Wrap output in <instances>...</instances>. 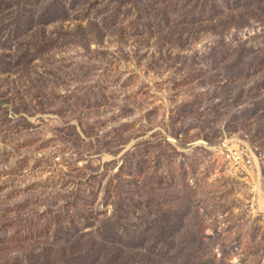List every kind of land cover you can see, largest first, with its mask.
<instances>
[{
	"label": "rangeland",
	"instance_id": "374dc122",
	"mask_svg": "<svg viewBox=\"0 0 264 264\" xmlns=\"http://www.w3.org/2000/svg\"><path fill=\"white\" fill-rule=\"evenodd\" d=\"M223 133L264 198V0H0V264H264Z\"/></svg>",
	"mask_w": 264,
	"mask_h": 264
},
{
	"label": "built area",
	"instance_id": "2783aa9c",
	"mask_svg": "<svg viewBox=\"0 0 264 264\" xmlns=\"http://www.w3.org/2000/svg\"><path fill=\"white\" fill-rule=\"evenodd\" d=\"M213 148L224 171L244 184L247 190L245 208L252 213L264 214L261 160L254 147L237 136L223 133Z\"/></svg>",
	"mask_w": 264,
	"mask_h": 264
}]
</instances>
